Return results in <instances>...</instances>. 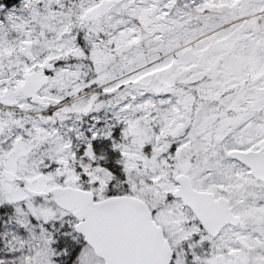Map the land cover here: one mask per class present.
Wrapping results in <instances>:
<instances>
[{
	"label": "snow or ice",
	"instance_id": "snow-or-ice-1",
	"mask_svg": "<svg viewBox=\"0 0 264 264\" xmlns=\"http://www.w3.org/2000/svg\"><path fill=\"white\" fill-rule=\"evenodd\" d=\"M0 264H264V0H0Z\"/></svg>",
	"mask_w": 264,
	"mask_h": 264
}]
</instances>
